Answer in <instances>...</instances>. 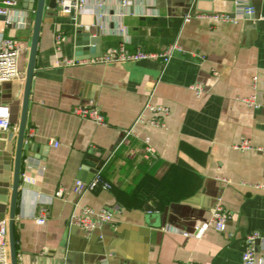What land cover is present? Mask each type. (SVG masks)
Here are the masks:
<instances>
[{
    "label": "crops",
    "instance_id": "obj_1",
    "mask_svg": "<svg viewBox=\"0 0 264 264\" xmlns=\"http://www.w3.org/2000/svg\"><path fill=\"white\" fill-rule=\"evenodd\" d=\"M17 1L28 25L16 29L0 19V40L17 39L25 74L36 0ZM122 1L98 7L89 0L70 15L46 0L22 156L30 162L21 164L14 221L18 264L23 256L54 253L62 242L65 264L104 257L109 264H242L247 235L264 237V0H242L253 15L243 14L238 0ZM189 12L230 13L239 21L184 22ZM81 32L97 40L96 51L76 53ZM125 40L131 52H161L176 41L180 49L167 64L155 58L56 64L106 53ZM196 82L204 86L200 95L190 88ZM23 87L24 80L0 83V103L12 112V129L0 133V220L10 213ZM251 94L258 107L240 100ZM149 100L169 107L166 126L136 124L125 136ZM79 105L97 106L106 124L74 114ZM242 137L262 150L235 149ZM146 138L155 158L144 155ZM93 167L102 179L76 193L80 174ZM60 187L63 198L55 197ZM217 203L229 215L226 229L200 235ZM42 205L48 213L38 224ZM80 206H107L114 219L86 232L72 220ZM258 253L264 261V248Z\"/></svg>",
    "mask_w": 264,
    "mask_h": 264
},
{
    "label": "built area",
    "instance_id": "obj_2",
    "mask_svg": "<svg viewBox=\"0 0 264 264\" xmlns=\"http://www.w3.org/2000/svg\"><path fill=\"white\" fill-rule=\"evenodd\" d=\"M89 0H57V8L60 12L70 15H76L83 10L88 4ZM98 7H102L103 0H95ZM123 5H127V0L122 1ZM243 14L253 15L255 10L251 5L244 4L243 1L238 0ZM4 16L5 19H1L4 25L12 26L16 29L24 28L28 25V17L26 13L18 9L17 0H1L0 2V17ZM192 18L211 19L220 22L238 23L239 17L233 16L230 13H218V12H197L186 13L184 16V22L190 21ZM125 34V29H121ZM59 38V37H58ZM180 49L177 41L169 45L165 50L161 52H147L144 50H137L131 52L127 48V41H123L117 47L110 48L106 53L84 59H63L56 61V64L72 65L75 63H115L126 61H137L140 59L155 58L160 59L164 64H167L174 50ZM20 46L16 38L7 37L0 40V83L6 80H24L25 74L20 69ZM196 95H200L204 89V86L200 82H196L190 86ZM240 100L250 107H258L259 102L255 94L249 96L240 97ZM170 112L169 107L164 105L153 104L150 100L147 101L136 117L133 126L125 131V136L133 134V127L136 124L149 125L154 127H165L166 123L163 117ZM73 113L81 118L91 120L96 124H106L104 114L97 106H83L79 105L73 109ZM12 112L8 104L0 103V133H7L12 129ZM57 144V142H55ZM235 149L239 150H262V147L253 145L249 139L242 137L238 143L233 145ZM144 155L147 158H155L156 151L154 147L149 144V138L145 139ZM23 162H30L27 157L22 159ZM25 177L24 173L20 174V179ZM27 178V177H26ZM102 179L100 172H98L90 183L77 180L73 187V190L82 194L88 189L95 187L97 182ZM21 183V182H20ZM66 193L64 187H60L55 192V197L63 198ZM48 213V206L42 205L39 209V215L35 218L36 223L43 224L46 221V214ZM115 210L104 206L96 209L91 206H80L72 215L74 224L82 228L86 232H92L94 229L101 227L102 225L112 222L114 219ZM229 219L228 213L225 211L221 203H217L212 209L211 218L209 221L202 224L199 228V234L202 235L207 229L214 228L218 231H224L226 229V223ZM9 220L3 218L0 220V264H11L10 259V246H9ZM259 242V245L257 243ZM264 248V237L260 232L254 231L247 235L244 241V251L242 253V264H255L257 249ZM97 264H109L106 257L101 258ZM183 264H195L192 262H185ZM260 264H264L261 260Z\"/></svg>",
    "mask_w": 264,
    "mask_h": 264
},
{
    "label": "water",
    "instance_id": "obj_3",
    "mask_svg": "<svg viewBox=\"0 0 264 264\" xmlns=\"http://www.w3.org/2000/svg\"><path fill=\"white\" fill-rule=\"evenodd\" d=\"M34 1V0H33ZM46 5V0H36L35 8V17L33 24V33L30 43V50L28 55V61L25 71L24 87H23V97H22V106L19 118L18 133H17V143L14 157V168H13V181H12V192H11V202H10V213H9V246H10V259L11 264H18V252L16 247V238L14 231V221H15V212H16V203L20 187V174H21V164L22 156L24 150V141H25V129H26V119H27V109L30 95V88L32 83V76L35 67V59L37 54V47L40 35V29L43 19V12ZM47 6L51 9L57 7V0H48ZM5 19L4 16L0 17ZM86 33H79L75 38V51L77 54H81L84 51H96L97 49V40H91L90 38H85ZM12 118V117H11ZM12 120V119H11ZM99 167H93L90 170L89 174H85L84 171L80 174L83 182L89 183L98 173ZM259 245V242L257 243ZM66 252L65 244H60V248L54 253H48L45 256L41 257H32V256H23L22 261L25 264H65ZM260 255L256 253L255 264H260Z\"/></svg>",
    "mask_w": 264,
    "mask_h": 264
},
{
    "label": "rangeland",
    "instance_id": "obj_4",
    "mask_svg": "<svg viewBox=\"0 0 264 264\" xmlns=\"http://www.w3.org/2000/svg\"><path fill=\"white\" fill-rule=\"evenodd\" d=\"M17 125H19V119H18V121H17Z\"/></svg>",
    "mask_w": 264,
    "mask_h": 264
}]
</instances>
